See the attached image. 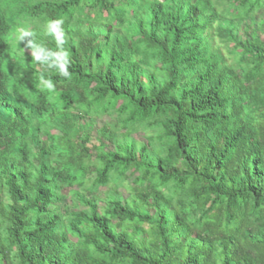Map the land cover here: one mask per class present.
Wrapping results in <instances>:
<instances>
[{"label": "trees", "instance_id": "trees-1", "mask_svg": "<svg viewBox=\"0 0 264 264\" xmlns=\"http://www.w3.org/2000/svg\"><path fill=\"white\" fill-rule=\"evenodd\" d=\"M0 264H264V0H0Z\"/></svg>", "mask_w": 264, "mask_h": 264}, {"label": "rangeland", "instance_id": "rangeland-1", "mask_svg": "<svg viewBox=\"0 0 264 264\" xmlns=\"http://www.w3.org/2000/svg\"><path fill=\"white\" fill-rule=\"evenodd\" d=\"M226 60L228 62H231L228 56ZM87 121L89 125L86 124L85 131H87L91 135L90 145H93L95 143H98L97 138L99 136V129L104 126H112L116 123L117 120L115 119L112 113L110 115L106 113V114L96 115L95 117H92L91 119L88 118ZM87 121L86 119H84V122L87 123ZM128 133L131 137L135 138L137 141H141V142L146 141L144 137V133L140 129L136 128L134 130H128ZM102 141L104 142V148L112 149L111 143L108 140H105V138H102ZM74 189H77V188L75 187ZM105 191H106V188L100 189L99 195L102 197ZM121 191L124 196H127L128 193L124 187L121 189ZM69 199H70V195L68 194L66 201H69ZM98 204L100 205V202Z\"/></svg>", "mask_w": 264, "mask_h": 264}, {"label": "clouds", "instance_id": "clouds-1", "mask_svg": "<svg viewBox=\"0 0 264 264\" xmlns=\"http://www.w3.org/2000/svg\"><path fill=\"white\" fill-rule=\"evenodd\" d=\"M56 23H64L63 19H57L56 20ZM53 29L55 30V26L53 25ZM27 34H31V33H21V35H27ZM60 68H61V72L64 74V77L65 78H68L70 77V73H67L64 71V66L63 65H60ZM45 88H47L49 91L53 90L52 89V85L45 82Z\"/></svg>", "mask_w": 264, "mask_h": 264}]
</instances>
